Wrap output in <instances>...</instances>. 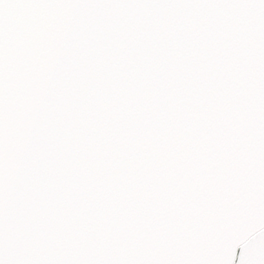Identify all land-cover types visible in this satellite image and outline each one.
<instances>
[{
    "label": "snow or ice",
    "instance_id": "1",
    "mask_svg": "<svg viewBox=\"0 0 264 264\" xmlns=\"http://www.w3.org/2000/svg\"><path fill=\"white\" fill-rule=\"evenodd\" d=\"M0 264H264V0H0Z\"/></svg>",
    "mask_w": 264,
    "mask_h": 264
}]
</instances>
